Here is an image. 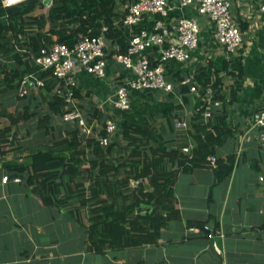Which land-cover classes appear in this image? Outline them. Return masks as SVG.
Returning <instances> with one entry per match:
<instances>
[{"label":"crops","instance_id":"crops-1","mask_svg":"<svg viewBox=\"0 0 264 264\" xmlns=\"http://www.w3.org/2000/svg\"><path fill=\"white\" fill-rule=\"evenodd\" d=\"M132 1L117 0V16L113 22H117ZM167 3L169 11L164 20L169 27L179 16L195 15L200 21L199 43L191 50L189 59L169 61L168 67L186 78L193 77L198 66L210 63L211 71L223 74L221 69L226 57L224 48L214 37L213 22L198 15L193 6L179 7L178 0H167ZM230 3L231 15L243 32V82L232 102L215 106L222 105L226 125L231 130L216 152L224 159L233 157L230 175L219 179L209 165L180 170L173 186L178 213L168 218L156 242L97 250L91 246L89 227L96 216L93 208L98 205L99 197L89 198V178L82 177L78 185L71 182L53 186V202L46 203L34 192V184L14 176L15 171L5 165L8 161L22 162L29 147L41 143L49 146L66 134L54 128V132L44 135L43 126V131L31 141L17 132L20 124H27L28 120L12 124L2 116L0 128L10 126L7 136L12 142L6 145V153L0 157V264H264V144L254 136L255 131L249 129L253 112L264 107V10L260 9V0H230ZM49 4L50 0L46 5ZM148 18L155 21L157 15ZM140 24L149 27L145 18ZM113 54L108 47L106 75L102 78L82 68L75 69L76 87L80 92V97H74L75 105L87 119L95 109L101 113L102 120L96 116L91 123L87 122L93 127L90 135L99 137L102 121L112 117L118 123L127 120L148 129L151 140L163 148L168 142L175 146L183 140L187 142L182 147L193 145L191 137L181 138L186 128L176 127L175 122L184 119L188 124L191 114L201 107L199 90L188 91L187 103L182 94L170 97V92L163 91L135 93L129 109H116L111 101L129 71L112 58ZM233 82V76L224 75L226 93ZM31 89L38 94L41 86H31L24 95H20L18 89L19 96H26L21 108L33 106ZM62 122L72 123L62 119L51 123L57 127V124L63 125ZM82 140L83 145L84 138ZM91 155L86 148L81 169L95 172L87 162ZM4 176H7L6 181L2 179ZM136 184L131 180V187ZM104 196L101 193V197ZM147 208L140 205V213L144 215ZM205 225L209 230L204 229Z\"/></svg>","mask_w":264,"mask_h":264},{"label":"trees","instance_id":"trees-1","mask_svg":"<svg viewBox=\"0 0 264 264\" xmlns=\"http://www.w3.org/2000/svg\"><path fill=\"white\" fill-rule=\"evenodd\" d=\"M116 3L117 0H50L46 12L35 13L46 7L44 0H23L10 6H3L0 0V96L8 91L18 92L26 79L29 83L42 81L38 95L31 89L30 100L34 102L37 97L47 100L51 110L52 114L46 115L47 121L38 117L40 125L46 128L43 133L46 135L57 128L58 133L66 134L49 146L41 143L29 147L22 162L8 161L5 165L15 171L14 176L34 184V192L40 194L46 203L53 202V186L71 182L78 185L82 177L89 178V198L99 197L98 205L93 208L96 216L89 227L91 246L97 250L156 242L158 232L167 224L168 218L178 213L173 190L178 172L204 165L213 167L207 156L215 154L216 165L213 168L217 178L222 179L230 175L234 162L232 156L224 159L216 155L218 147L231 131L226 125L222 105L212 107L209 117H204L203 105L191 114L188 127L180 134L181 138L191 137L194 141L189 153L182 150L186 140L175 146L168 142L163 148L151 140L148 129L132 125L127 120L118 123L106 145L100 144L98 137H84L76 124L71 126L62 122L63 125L54 127L51 123L53 114L61 120L69 108L65 101L66 90L70 88L75 98L80 97V92L76 86L60 83L50 70L35 64L33 57L42 47L56 42L71 47L81 35L97 34L103 25L108 27L105 32L108 47L114 53H124L128 33L121 25L113 24L117 16ZM146 19L149 28L152 27L154 21H150L148 16ZM143 27L146 28L139 23L134 26V31L138 32ZM154 50H151L150 57ZM241 56L240 48L236 55L226 59L221 69L223 74L218 70L211 71L210 63L198 66L192 81L201 91L210 87L213 99L223 104L232 102L243 82ZM166 69V78L175 85L170 97L182 94L187 103L190 84H182L185 76L170 69L168 63ZM225 74L234 77L227 93L223 87ZM36 114V110H31L28 105L22 111L11 113L6 111L0 100V116L7 117L12 124L27 121ZM96 116L102 120L96 109L89 119L84 118L91 123L92 117ZM104 122L99 136H106ZM8 129L10 126L0 128V157L6 153V145L12 142L7 136ZM85 147L92 154L87 158L88 166L95 172L81 169L85 162L82 156ZM131 180L137 183L133 187L130 186ZM101 193L105 194L103 198ZM142 204L148 207L144 215L140 213Z\"/></svg>","mask_w":264,"mask_h":264},{"label":"built area","instance_id":"built-area-1","mask_svg":"<svg viewBox=\"0 0 264 264\" xmlns=\"http://www.w3.org/2000/svg\"><path fill=\"white\" fill-rule=\"evenodd\" d=\"M23 0H1L3 6H10ZM179 7L193 6L200 16H205L214 24V37L224 48L226 59L238 53L243 43V32L233 19L230 11V0H178ZM260 9L264 10V0H260ZM167 0H133L126 5L125 11L114 25H121L128 33L127 48L124 53L115 52L112 58L129 71V75L118 85L112 105L119 110H127L133 94L155 91L172 92L175 85L166 78V63L169 61L185 62L190 57L191 50L199 43L200 21L198 16H179L173 26L169 27L164 18L168 16ZM149 15H158L152 27L134 31V26ZM107 26L103 25L97 34L81 35L73 46L63 43H53L42 47L33 57L35 64L42 69L50 70L52 75L67 86H76L75 69L82 68L97 78L106 75L108 39L105 36ZM155 47V48H154ZM152 49L154 53L150 57ZM182 84L189 83V92L199 90L201 106L205 107L204 117L210 116V109L218 106L220 101L212 98V90L207 87L201 91L192 77H186ZM27 85L42 86L43 82H28L24 80L19 88V94L28 92ZM60 92V90H58ZM65 101L69 107L62 114L63 121L76 122L80 133L88 136L93 134V127L88 124L80 110L75 105V98L70 88L66 90ZM176 127L186 128L187 122L177 120ZM118 128V122L109 117L104 122L106 136H99V142L106 145L110 136ZM250 131L264 144V107L257 108L251 117ZM193 145L182 147L183 152L189 153ZM213 167L216 165L215 154L207 156ZM3 181L7 176L2 177ZM18 179V178H17ZM209 230L208 225L204 226ZM211 231H209L210 233ZM211 235V234H210ZM219 235L223 236L222 233ZM216 247V244L213 243ZM217 248V247H216Z\"/></svg>","mask_w":264,"mask_h":264},{"label":"rangeland","instance_id":"rangeland-1","mask_svg":"<svg viewBox=\"0 0 264 264\" xmlns=\"http://www.w3.org/2000/svg\"><path fill=\"white\" fill-rule=\"evenodd\" d=\"M47 10V5L46 7L37 10L35 13H41V12H46ZM29 86V87H28ZM27 88L30 89L31 85H28ZM38 95V94H36ZM40 99V98H39ZM39 99H35L34 100V104L31 107V110H36L37 114L33 117H31L26 123L27 124H20L19 129H18V133L21 135H24L25 137H27L28 140H34L38 137V135L41 133V131H43V125H40L39 122H37V118L38 117H42L44 120L46 119V115L52 114L51 110L49 108L47 100H39ZM0 100L2 101L3 105L6 108V111L10 110L11 113L16 112L17 110L22 111L23 108H21L26 100V96L25 97H21L18 95V92H12V91H8L7 93L3 94L0 96ZM15 103V104H13ZM48 114V115H49ZM2 117V116H0ZM4 117V116H3ZM52 117H54V121H52L53 123H57L60 119L56 118V116L53 114ZM48 120V119H47ZM45 120V121H47ZM24 123V122H23ZM39 123V125H38ZM70 125H74V123H69ZM10 130V129H9ZM7 132V130H6ZM26 140V139H25ZM26 140V141H28Z\"/></svg>","mask_w":264,"mask_h":264},{"label":"water","instance_id":"water-1","mask_svg":"<svg viewBox=\"0 0 264 264\" xmlns=\"http://www.w3.org/2000/svg\"><path fill=\"white\" fill-rule=\"evenodd\" d=\"M49 0H44L45 3H48Z\"/></svg>","mask_w":264,"mask_h":264}]
</instances>
